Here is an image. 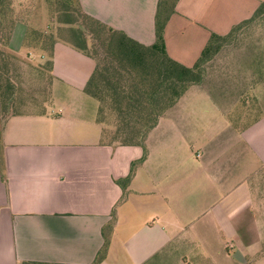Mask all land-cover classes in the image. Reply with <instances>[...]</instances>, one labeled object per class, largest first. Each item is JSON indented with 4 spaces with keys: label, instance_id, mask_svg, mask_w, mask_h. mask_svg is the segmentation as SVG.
I'll list each match as a JSON object with an SVG mask.
<instances>
[{
    "label": "crops",
    "instance_id": "obj_1",
    "mask_svg": "<svg viewBox=\"0 0 264 264\" xmlns=\"http://www.w3.org/2000/svg\"><path fill=\"white\" fill-rule=\"evenodd\" d=\"M80 3L87 14L133 40L156 42L159 0ZM262 3L179 0L165 28L167 53L193 67L213 34L228 35ZM25 35L17 48H23ZM261 40L238 57L225 48L208 62L205 80L148 133L147 140L165 155L154 159L145 142L149 153L142 162L143 146L104 141L99 102L86 92L95 60L57 42L46 102L55 107L44 104L11 116L2 130L0 264H93L105 237L109 248L98 264H217L216 246L222 262L232 259L233 250L241 264H264ZM178 141L195 143V160L184 164L177 153H167ZM135 162L125 195L117 182Z\"/></svg>",
    "mask_w": 264,
    "mask_h": 264
},
{
    "label": "trees",
    "instance_id": "obj_2",
    "mask_svg": "<svg viewBox=\"0 0 264 264\" xmlns=\"http://www.w3.org/2000/svg\"><path fill=\"white\" fill-rule=\"evenodd\" d=\"M14 1L0 0V14L2 12L7 15L11 12L1 7L5 5L13 9ZM178 2L179 0H159L155 25L156 42L151 46H145L124 32L90 16L83 10L80 0L55 1L54 20L58 24L70 25L69 39L46 36L42 31L32 29L27 30L24 38V45L35 42L43 51L49 50L51 60L54 56V45L60 41L95 60L96 70L86 87V92L99 102L97 122L102 126L104 141L112 145L143 146L144 156L140 162L147 157L145 138L148 132L156 127L159 119L173 108L192 86L204 81L205 66L217 56L220 49L230 42L242 27L264 14L262 3L251 19L235 26L228 35L213 34L196 65L187 67L169 56L165 44V28L171 16L175 14ZM0 18V60L6 61L8 56L5 49L11 43L16 26L20 23L28 25V22L21 19L6 27L1 16ZM73 21H77V27L72 26ZM51 67L50 61L49 71ZM126 79L129 82H126ZM5 83L0 99H4V107L8 112L15 99V85L9 78H6ZM17 114L19 113H11L5 122ZM109 114H113L115 121L111 129L105 120ZM5 122L0 127L1 176H4L5 172L1 147ZM137 163L133 164L127 178L117 182L125 195L134 177ZM113 224L114 222L105 228V234L112 231ZM109 244V238L105 237L103 249L93 264H98L106 258Z\"/></svg>",
    "mask_w": 264,
    "mask_h": 264
},
{
    "label": "rangeland",
    "instance_id": "obj_3",
    "mask_svg": "<svg viewBox=\"0 0 264 264\" xmlns=\"http://www.w3.org/2000/svg\"><path fill=\"white\" fill-rule=\"evenodd\" d=\"M55 1L56 0H15L12 3L13 9H10L5 5H2L1 7V9L11 10L7 15L2 12L0 14L6 27L10 26L14 21L17 22L21 19L27 21L28 25L22 23L18 26V31L14 37L13 44L5 49L8 56L6 61L0 60V85L2 83L0 93H4L6 78H9L15 85V99L8 112L4 107V99H0V127L13 112L25 113L39 111L44 104V107L47 108L55 107L53 104L46 103L50 98L49 90L51 86L49 71V60H51V55L49 50L43 51L42 47L37 46L35 42L30 43V46L26 44L23 48H17L19 40L25 35L26 29L42 31L46 36L69 39L68 27L70 25L58 24L54 20ZM72 26L77 27V21H73ZM261 38H263L264 41V14L257 20L242 27L238 34L220 49L217 56L220 53L223 54L225 48H232L231 55L238 57V55L245 53L247 50L250 51L255 49L256 40L262 41ZM46 47H48V45H46ZM44 60L48 61L44 62ZM206 76L207 65L205 66V78ZM126 82H129L128 79H126ZM193 105L195 107V100L193 101ZM193 116H195V114ZM105 120L109 125V128H113L115 124L113 114H109ZM192 122L195 124V118ZM188 134L191 138H195V130L189 131L188 129ZM147 139L148 134L145 138V142L148 144L152 142ZM146 147L147 146H145V148ZM150 148L154 159H157V154L158 156H163L166 153V151L156 147V144L154 143H151ZM146 151L149 153L147 148ZM172 152L181 156V159L185 164L190 157H193V160H195V143H190V141L181 143V141H178L167 147V153L170 154ZM217 250L218 247L216 246L215 261L217 264H241V261H238L239 258H236L233 250L231 252L232 259L230 258L228 260V258L225 257V262L221 261L223 256L218 255Z\"/></svg>",
    "mask_w": 264,
    "mask_h": 264
}]
</instances>
